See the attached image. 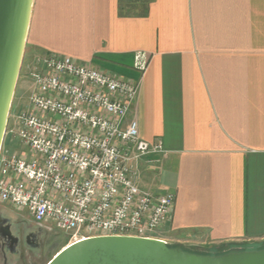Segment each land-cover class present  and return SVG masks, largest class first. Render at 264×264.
Here are the masks:
<instances>
[{"label":"crops","instance_id":"0c3cea01","mask_svg":"<svg viewBox=\"0 0 264 264\" xmlns=\"http://www.w3.org/2000/svg\"><path fill=\"white\" fill-rule=\"evenodd\" d=\"M26 54L139 83L140 135L166 151L140 184L176 197L160 239L264 247V0H35Z\"/></svg>","mask_w":264,"mask_h":264},{"label":"built area","instance_id":"2783aa9c","mask_svg":"<svg viewBox=\"0 0 264 264\" xmlns=\"http://www.w3.org/2000/svg\"><path fill=\"white\" fill-rule=\"evenodd\" d=\"M148 64L146 54L135 56L137 70ZM30 68L33 92L12 107L0 153V207L64 232L72 243L160 239L176 197L140 184L141 163H158L166 151L140 135L133 116L139 83L62 55L38 56Z\"/></svg>","mask_w":264,"mask_h":264},{"label":"water","instance_id":"95a60500","mask_svg":"<svg viewBox=\"0 0 264 264\" xmlns=\"http://www.w3.org/2000/svg\"><path fill=\"white\" fill-rule=\"evenodd\" d=\"M35 0H0V153L27 50ZM47 264H264V248L190 252L160 239L92 237L63 248Z\"/></svg>","mask_w":264,"mask_h":264},{"label":"flooded vegetation","instance_id":"af4514ba","mask_svg":"<svg viewBox=\"0 0 264 264\" xmlns=\"http://www.w3.org/2000/svg\"><path fill=\"white\" fill-rule=\"evenodd\" d=\"M55 232L12 208L1 206L0 264H31L32 252H40L47 241L59 236Z\"/></svg>","mask_w":264,"mask_h":264},{"label":"rangeland","instance_id":"374dc122","mask_svg":"<svg viewBox=\"0 0 264 264\" xmlns=\"http://www.w3.org/2000/svg\"><path fill=\"white\" fill-rule=\"evenodd\" d=\"M27 52V50H26ZM33 62V58H31L30 54H25L22 70H21V75H20V80L15 96V100L13 103V106L16 107L17 103L18 104H26L28 102V99L30 95L33 92L34 88V79L30 76V71L31 68L29 65H31ZM33 67V66H32ZM115 72V71H114ZM8 145L12 146L14 149H20V142L18 140L16 141H8ZM8 208H12L11 206H4ZM15 210V209H14ZM18 212L17 210H15ZM19 213V212H18ZM22 214V213H20ZM13 219H10V223H14L12 221ZM48 227V226H47ZM57 231V230H56ZM59 236H54L52 239L47 241L45 243V246L40 252H32V257H31V264H47L50 260L54 258V256L60 252L63 248L66 246L70 245L72 241L70 240L68 234L64 232L57 231L55 232ZM168 244L170 245H179L184 247L185 250L187 251H198V252H205L210 255H216L217 254V249L213 247H204L200 246V244H193V243H184V244H176V242L172 241L171 239H168ZM259 244L257 243H251L248 245H245L244 247L241 248V250H258L259 249ZM208 248V249H207Z\"/></svg>","mask_w":264,"mask_h":264},{"label":"trees","instance_id":"16d2710c","mask_svg":"<svg viewBox=\"0 0 264 264\" xmlns=\"http://www.w3.org/2000/svg\"><path fill=\"white\" fill-rule=\"evenodd\" d=\"M170 245V244H169ZM171 246H179V245H171ZM262 248H264V247H262ZM261 248V249H262ZM230 251H240L239 249H228V250H221V251H219V252H217V254L219 255V254H224V253H227V252H230ZM190 252H196V253H202V254H207V253H205V252H198V251H190Z\"/></svg>","mask_w":264,"mask_h":264}]
</instances>
